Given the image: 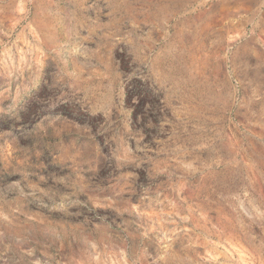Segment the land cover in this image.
<instances>
[{"label":"rangeland","instance_id":"1","mask_svg":"<svg viewBox=\"0 0 264 264\" xmlns=\"http://www.w3.org/2000/svg\"><path fill=\"white\" fill-rule=\"evenodd\" d=\"M0 264H264V0H0Z\"/></svg>","mask_w":264,"mask_h":264},{"label":"bare ground","instance_id":"2","mask_svg":"<svg viewBox=\"0 0 264 264\" xmlns=\"http://www.w3.org/2000/svg\"><path fill=\"white\" fill-rule=\"evenodd\" d=\"M111 1V0H110ZM115 1V0H114ZM166 1V0H165ZM127 2V1H126ZM169 3V2H168ZM113 4V3H112ZM120 4V3H119ZM118 4V5H119ZM170 4V3H169ZM122 5V4H121ZM166 5V4H165ZM175 5H176V3H175ZM115 6V5H114ZM127 6V5H126ZM117 7V6H116ZM119 7V6H118ZM122 7V6H121ZM161 7H162V5H161ZM115 8V7H114ZM123 8V7H122ZM168 8V7H167ZM160 9V8H159ZM157 10V9H156ZM128 11V10H127ZM154 11V10H153ZM158 11V10H157ZM151 13V12H150ZM157 13V12H156ZM147 16V15H146ZM150 16V15H149ZM155 16V15H154ZM149 18V17H148Z\"/></svg>","mask_w":264,"mask_h":264}]
</instances>
